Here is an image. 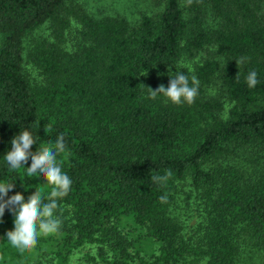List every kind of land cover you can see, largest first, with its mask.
Returning <instances> with one entry per match:
<instances>
[{
	"label": "trees",
	"instance_id": "16d2710c",
	"mask_svg": "<svg viewBox=\"0 0 264 264\" xmlns=\"http://www.w3.org/2000/svg\"><path fill=\"white\" fill-rule=\"evenodd\" d=\"M69 1L0 0V182L14 183L5 199L37 191L47 202L52 190L27 176L31 157L16 170L5 160L24 130L33 153L64 136L57 163L72 181L60 230L23 252L6 237L0 264H28L42 244L58 264L90 245L99 264H264V0H163L132 22L74 10L82 29L70 50ZM50 22L51 36L29 40ZM200 53L193 72L179 65ZM177 71L199 80L192 104L151 99L140 85L167 87ZM3 226L14 229L7 208Z\"/></svg>",
	"mask_w": 264,
	"mask_h": 264
},
{
	"label": "clouds",
	"instance_id": "9594fccd",
	"mask_svg": "<svg viewBox=\"0 0 264 264\" xmlns=\"http://www.w3.org/2000/svg\"><path fill=\"white\" fill-rule=\"evenodd\" d=\"M238 63H243V58L236 60V64ZM169 76L167 87L161 84L153 90L151 87L140 85L148 89V96L151 99L163 95L168 101L177 105L185 102L192 104L199 91L197 77L192 75L190 84L188 75L182 72L177 71L174 77ZM246 83L249 87L256 86L258 80L255 71L247 75ZM36 143L29 130L20 132L11 140V150L5 155V160L11 169L16 170L26 165L31 157V165L26 167V174L29 177H43L47 184L52 186L47 202L37 191L30 195L27 201L21 192L5 199L8 192L14 188V183L0 182V218L4 216L6 208L14 215V229L8 231L6 236L11 246L20 252L34 248L41 236L60 230L62 221L56 216L58 201L67 196L72 184L70 177L57 163V157L66 150L64 136L59 135L54 144L45 145L33 153L30 149ZM152 179L157 181L163 178L154 176Z\"/></svg>",
	"mask_w": 264,
	"mask_h": 264
},
{
	"label": "rangeland",
	"instance_id": "374dc122",
	"mask_svg": "<svg viewBox=\"0 0 264 264\" xmlns=\"http://www.w3.org/2000/svg\"><path fill=\"white\" fill-rule=\"evenodd\" d=\"M163 0H70L66 5V13L68 18L71 16L68 23L67 30L63 33L61 40L64 41L65 48L71 49L75 42L80 39L79 31L82 29L80 23L73 19L74 10H82L89 15H107V14H121L129 18V21L136 20L141 14L155 12L163 6ZM64 12V16H66ZM69 14V15H68ZM56 24L48 23L41 30L35 31L29 37L30 41L39 39L40 37H48L52 34ZM1 40V39H0ZM52 40V39H51ZM203 59H206L204 53H200L192 58L183 57L179 65L187 68L190 72L194 71L197 65H200ZM27 65V71L32 76V80L40 84L44 81V76L37 68V64ZM214 93V90L211 91ZM229 106L224 105V112L228 110ZM13 230V227H0V244L6 239V233ZM42 250L39 253H34L30 256L28 264H58L54 253L46 251L48 245H41ZM40 246V247H41ZM100 257L97 254L95 245L85 246L76 251L66 264H99Z\"/></svg>",
	"mask_w": 264,
	"mask_h": 264
}]
</instances>
